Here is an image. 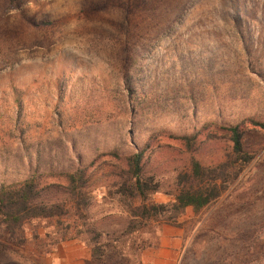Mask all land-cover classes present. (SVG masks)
Here are the masks:
<instances>
[{"label":"rangeland","instance_id":"obj_1","mask_svg":"<svg viewBox=\"0 0 264 264\" xmlns=\"http://www.w3.org/2000/svg\"><path fill=\"white\" fill-rule=\"evenodd\" d=\"M6 8L0 0V185L31 174L55 181L47 174L87 166L90 212L109 239L128 221L103 177L117 171L110 153L142 149L145 174L160 181L152 199L168 202L191 156L236 167L223 127L238 125L252 158L227 190L198 211L186 208L180 227L161 223L137 235L150 249L163 231L178 234V264H264V129L249 121L264 122V0H30ZM52 223L32 221L24 233L50 232ZM66 247L84 264H101L78 239L44 253L33 243L15 247L0 264H64ZM119 253L112 249L106 264Z\"/></svg>","mask_w":264,"mask_h":264},{"label":"trees","instance_id":"obj_2","mask_svg":"<svg viewBox=\"0 0 264 264\" xmlns=\"http://www.w3.org/2000/svg\"><path fill=\"white\" fill-rule=\"evenodd\" d=\"M30 0H5L7 8L17 7ZM254 127L264 129V122L249 120ZM229 133L232 155L236 167L228 170L226 161L203 165L194 156L190 167L175 177L168 202H156L152 195L160 189V181L145 174L144 151L142 149L126 155L110 153L117 171L104 173L110 179V193H114L124 206L128 221L120 236L104 239L108 230L92 217L94 185L92 173L87 166H78L72 171L50 173L55 181L42 180V174L28 175L21 181L0 185V255L15 247L33 243L39 252H48L59 243L78 239L90 248L93 261L106 264L112 249H119L115 264H140V255L149 244L137 235L152 225L166 223L180 227L179 217L186 208L198 211L222 193L250 162L252 156L243 148L242 131L238 125L223 127ZM189 145V137L185 138ZM61 180V181H60ZM53 221L54 229L41 234L34 230L31 236L24 233L25 226L32 221ZM47 239V241H46Z\"/></svg>","mask_w":264,"mask_h":264},{"label":"crops","instance_id":"obj_3","mask_svg":"<svg viewBox=\"0 0 264 264\" xmlns=\"http://www.w3.org/2000/svg\"><path fill=\"white\" fill-rule=\"evenodd\" d=\"M166 228L176 229L177 227L167 224L164 230ZM180 242L181 238L178 234L171 232V235H165V231H163L159 237L158 247L145 249L141 252L140 264H178ZM68 249V247L65 248V253L62 256L64 264H71L73 260L76 261V264H84L86 257L82 258L77 252Z\"/></svg>","mask_w":264,"mask_h":264}]
</instances>
